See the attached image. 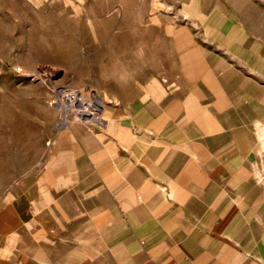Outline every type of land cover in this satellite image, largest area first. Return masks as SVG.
<instances>
[{"label":"crops","instance_id":"1","mask_svg":"<svg viewBox=\"0 0 264 264\" xmlns=\"http://www.w3.org/2000/svg\"><path fill=\"white\" fill-rule=\"evenodd\" d=\"M201 21L172 73L156 52L56 132L0 206V264H264V8Z\"/></svg>","mask_w":264,"mask_h":264},{"label":"rangeland","instance_id":"2","mask_svg":"<svg viewBox=\"0 0 264 264\" xmlns=\"http://www.w3.org/2000/svg\"><path fill=\"white\" fill-rule=\"evenodd\" d=\"M249 3L264 8V0H0V206L19 181L43 173L56 132L79 122L53 102L56 89L69 85L84 100L113 95L150 75L156 52L172 73L173 40L192 35L198 46L213 7Z\"/></svg>","mask_w":264,"mask_h":264},{"label":"built area","instance_id":"3","mask_svg":"<svg viewBox=\"0 0 264 264\" xmlns=\"http://www.w3.org/2000/svg\"><path fill=\"white\" fill-rule=\"evenodd\" d=\"M81 95L82 93L79 90L69 85H66L56 89V95L54 97L55 100L53 102L58 103L59 105H63L65 109L64 113H71L74 116L79 117V119L92 120L89 117H85L80 112L82 104H86V101L89 100H84ZM90 110L93 111L92 107ZM94 113L95 116H97V112Z\"/></svg>","mask_w":264,"mask_h":264},{"label":"bare ground","instance_id":"4","mask_svg":"<svg viewBox=\"0 0 264 264\" xmlns=\"http://www.w3.org/2000/svg\"><path fill=\"white\" fill-rule=\"evenodd\" d=\"M56 106V105H55ZM90 107V108H89ZM93 109V111H91L90 109ZM95 110V111H94ZM80 112L85 116V117H89L90 119L94 120V121H98L99 120V116H95L94 112L99 113V109L96 108L94 106V103L91 99H89L88 101H86V104H82V107L80 109ZM65 114V113H64ZM76 117V116H75ZM68 119H66L65 116H63V118L61 119L62 123H65ZM63 125V124H62Z\"/></svg>","mask_w":264,"mask_h":264}]
</instances>
